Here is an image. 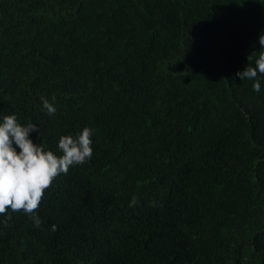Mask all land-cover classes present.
<instances>
[{"label":"trees","instance_id":"obj_1","mask_svg":"<svg viewBox=\"0 0 264 264\" xmlns=\"http://www.w3.org/2000/svg\"><path fill=\"white\" fill-rule=\"evenodd\" d=\"M262 32L264 0H0V122L93 148L41 228L0 215V264H264Z\"/></svg>","mask_w":264,"mask_h":264},{"label":"clouds","instance_id":"obj_2","mask_svg":"<svg viewBox=\"0 0 264 264\" xmlns=\"http://www.w3.org/2000/svg\"><path fill=\"white\" fill-rule=\"evenodd\" d=\"M260 50L247 56L248 65L236 75L243 81L255 80L253 90L259 92L261 84L257 79L258 73L264 75V32L259 34ZM254 60L255 66H251ZM43 108L52 116L56 112L53 103L41 96ZM55 101V96L52 97ZM34 131L40 133L36 124L18 123L16 115H5L0 122V215L6 218L3 223L7 226L12 213L23 212L29 216L34 227L41 228L42 220L37 215L46 189L50 188L56 177L67 175L70 167L83 165L92 158V129L85 127L75 137L62 135L59 138L58 150L62 155L57 156L44 146L30 139ZM19 149V151H17ZM138 203L132 198L129 206ZM56 226H52V231Z\"/></svg>","mask_w":264,"mask_h":264}]
</instances>
